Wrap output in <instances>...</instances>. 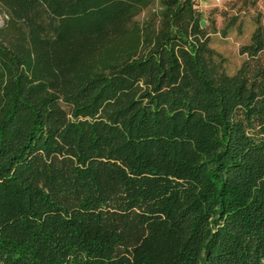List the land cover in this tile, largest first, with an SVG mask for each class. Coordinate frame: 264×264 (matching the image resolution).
<instances>
[{"label":"trees","instance_id":"obj_1","mask_svg":"<svg viewBox=\"0 0 264 264\" xmlns=\"http://www.w3.org/2000/svg\"><path fill=\"white\" fill-rule=\"evenodd\" d=\"M1 16L0 264H264L262 26L230 75L194 0Z\"/></svg>","mask_w":264,"mask_h":264},{"label":"rangeland","instance_id":"obj_2","mask_svg":"<svg viewBox=\"0 0 264 264\" xmlns=\"http://www.w3.org/2000/svg\"><path fill=\"white\" fill-rule=\"evenodd\" d=\"M195 9L203 18L210 34V49L222 60L226 71L233 75L246 59L240 50L251 42L258 26L264 28V0H194ZM157 5L145 9L137 22L143 24L153 14ZM5 17H0V26Z\"/></svg>","mask_w":264,"mask_h":264},{"label":"water","instance_id":"obj_3","mask_svg":"<svg viewBox=\"0 0 264 264\" xmlns=\"http://www.w3.org/2000/svg\"><path fill=\"white\" fill-rule=\"evenodd\" d=\"M201 24H202V26H205V22L204 21H202Z\"/></svg>","mask_w":264,"mask_h":264}]
</instances>
